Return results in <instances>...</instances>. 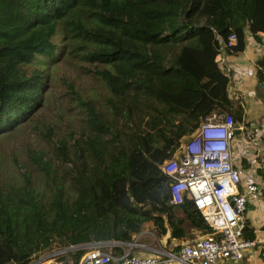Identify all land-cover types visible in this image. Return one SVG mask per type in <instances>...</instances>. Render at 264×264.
I'll use <instances>...</instances> for the list:
<instances>
[{
    "label": "trees",
    "instance_id": "obj_1",
    "mask_svg": "<svg viewBox=\"0 0 264 264\" xmlns=\"http://www.w3.org/2000/svg\"><path fill=\"white\" fill-rule=\"evenodd\" d=\"M58 29L71 51L82 46L85 59L105 65L100 74L118 114L130 118L140 99L164 105L140 119L124 146L89 106L91 134L76 145L81 162L67 169L72 192L50 158L32 151L45 182L24 173L22 183L0 189V264H45L35 262L38 251L54 243L76 246L71 255L78 260L86 250L79 245L131 241L146 223L157 236L168 230L180 239L189 226L208 233L188 192L172 201L171 177L160 164L210 110L242 118V98L229 97V76L215 60V35L234 32L232 50H242L247 30L264 31V0H0V135L38 106L39 65L60 48ZM257 64L264 85V55ZM56 148L58 158L71 159L65 143ZM244 235L253 237L246 227Z\"/></svg>",
    "mask_w": 264,
    "mask_h": 264
},
{
    "label": "built area",
    "instance_id": "obj_2",
    "mask_svg": "<svg viewBox=\"0 0 264 264\" xmlns=\"http://www.w3.org/2000/svg\"><path fill=\"white\" fill-rule=\"evenodd\" d=\"M246 34L256 54H264V43L253 39L250 31ZM215 36L218 41L215 60L229 76L227 90L231 85V93L238 96L239 91L232 86L228 72V58L235 52L232 47L237 43V35L231 32L226 37L218 33ZM235 121L230 112L210 110L180 143L178 152L160 164L161 171L171 177L172 201L180 202L188 192L211 228L208 233L182 241L176 250H157L155 254L143 255L124 248L117 255L104 249L106 243L91 242L78 260L71 255L73 246L53 249L40 260L45 264H214L224 259H241L256 246L264 259V241L258 244L254 238L244 235L248 195L260 189L264 178L243 179L242 171L235 164L232 153ZM245 142L244 137L237 138L238 149H242ZM258 166L253 164L254 169ZM110 244L121 243L112 241Z\"/></svg>",
    "mask_w": 264,
    "mask_h": 264
},
{
    "label": "rangeland",
    "instance_id": "obj_3",
    "mask_svg": "<svg viewBox=\"0 0 264 264\" xmlns=\"http://www.w3.org/2000/svg\"><path fill=\"white\" fill-rule=\"evenodd\" d=\"M54 39L60 46L55 57L46 59L45 64L39 65L43 82L38 106L27 120L0 135V189L6 190L10 185L22 183L24 173L36 183L44 185V174L30 156L32 151H37L50 158L58 175H65L66 188L72 192L67 169L74 161L81 162L77 157L76 145H81L91 134L87 127L89 106L93 107L105 123L113 126V132H118V146H124L128 134L143 125L140 119L147 120L153 114H160L164 105L155 100L140 99L130 118L118 114L109 102L115 97L111 96L100 74L105 65L85 59L82 46L71 51L68 39L60 29ZM130 95L129 93L128 96ZM173 116L179 119L181 115ZM104 138H111V134H106ZM61 141L69 149L71 159L62 160L57 157L56 146ZM111 145L116 144L112 141ZM178 148L175 152H178ZM196 234L191 237H196ZM198 235L205 233L198 231ZM56 248L60 246L54 243L51 247L38 251L37 260Z\"/></svg>",
    "mask_w": 264,
    "mask_h": 264
},
{
    "label": "crops",
    "instance_id": "obj_4",
    "mask_svg": "<svg viewBox=\"0 0 264 264\" xmlns=\"http://www.w3.org/2000/svg\"><path fill=\"white\" fill-rule=\"evenodd\" d=\"M260 43H264V31L258 32L253 37ZM249 35L246 34L245 45L242 50L232 52L228 58V72L231 77V84L237 88L239 95L235 96L230 90H227L229 97L237 102L242 98L243 111L242 118L235 121V137L232 144V153L234 162L239 166L243 174V179L255 178L257 176L264 178V85L260 84L257 77L258 59L264 54H256ZM231 94V95H230ZM233 95V96H232ZM244 137L245 143L242 149H238L237 138ZM243 150V151H240ZM259 165L254 169L253 164ZM247 232H250L258 244L264 241V184L260 189L248 195L246 208ZM196 227L189 226L187 234L180 239L170 236L167 230L160 235H156L151 226L146 223L145 228L133 234L131 242L120 241L121 244L112 246V241H102L106 243L104 249L113 253L120 254L124 248H131L133 252L139 254H155L157 250H176V246L182 241H190L198 236ZM89 243L80 246L85 247ZM74 248L76 246H73ZM259 246L253 250L247 251L243 258L238 260L224 259L214 264H264V259L260 256Z\"/></svg>",
    "mask_w": 264,
    "mask_h": 264
},
{
    "label": "water",
    "instance_id": "obj_5",
    "mask_svg": "<svg viewBox=\"0 0 264 264\" xmlns=\"http://www.w3.org/2000/svg\"><path fill=\"white\" fill-rule=\"evenodd\" d=\"M127 242H131V241H127ZM82 245V244H81ZM80 246V245H79ZM38 261H41V260H36L35 262H38ZM34 263V262H33Z\"/></svg>",
    "mask_w": 264,
    "mask_h": 264
}]
</instances>
